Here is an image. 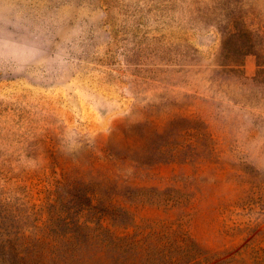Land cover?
Returning <instances> with one entry per match:
<instances>
[{
  "label": "rangeland",
  "instance_id": "374dc122",
  "mask_svg": "<svg viewBox=\"0 0 264 264\" xmlns=\"http://www.w3.org/2000/svg\"><path fill=\"white\" fill-rule=\"evenodd\" d=\"M18 263L264 264V0H0Z\"/></svg>",
  "mask_w": 264,
  "mask_h": 264
},
{
  "label": "trees",
  "instance_id": "16d2710c",
  "mask_svg": "<svg viewBox=\"0 0 264 264\" xmlns=\"http://www.w3.org/2000/svg\"><path fill=\"white\" fill-rule=\"evenodd\" d=\"M240 32H246V29L241 30ZM18 264H27V263H18Z\"/></svg>",
  "mask_w": 264,
  "mask_h": 264
}]
</instances>
